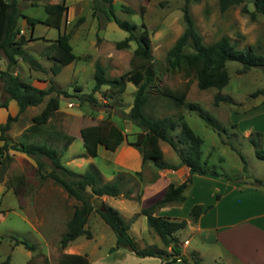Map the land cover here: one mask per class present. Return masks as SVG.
<instances>
[{
  "label": "trees",
  "instance_id": "16d2710c",
  "mask_svg": "<svg viewBox=\"0 0 264 264\" xmlns=\"http://www.w3.org/2000/svg\"><path fill=\"white\" fill-rule=\"evenodd\" d=\"M191 2L192 0H185L182 6L184 30L166 53V59L171 71L182 72L188 78V81L185 89L180 92L173 91L167 87L159 90L165 96L176 101L178 105H185L190 110H196L199 116L220 134L221 127L210 116L205 114L197 103L185 101L190 80H196L197 86L201 90L209 88L220 90L230 80L226 69L228 61L240 62L242 64L240 72L242 73L251 68L264 70V54L258 52L252 45L238 47L227 35H222L211 43H205L190 12ZM243 2L244 0H218L221 11L240 5ZM251 2L254 6V11H250L251 17L255 19L257 13L264 16V0H251ZM125 8L128 12L133 11L129 7ZM44 9L46 17L41 20L24 15L18 0H0V51L3 52L7 61L6 69L0 71V79L3 82V90L7 94L8 99H14L18 103L19 112L24 111L29 106L39 105L46 101L42 111L33 118L35 124H43L59 108L61 96H75L81 102L88 101L98 104L94 93L99 91L102 86H107L109 91L108 93L107 91L102 92V96L114 98L124 92L128 82H132L137 89L134 93L131 109L128 113H123V116L139 128L134 139L129 141V143L139 150L144 165L151 163L158 169H176L180 165H185L189 168L191 175L213 174L238 184L244 182V178L239 177L240 175L220 173L207 165L206 160L203 158V140L187 124L182 115L176 119L173 116L157 118L146 114L145 107L151 93L150 89L153 87L157 77V71L153 65L150 34L144 24L138 26L135 23L120 19L116 15V7L113 0H91V13L93 16H96L98 12L103 13L108 21L115 22L119 28L129 33L123 40L115 43L117 49L129 48L131 42H136L129 70L120 76L110 77L106 74V69L99 62H96L95 83L92 92L88 94L70 93L57 87L53 82L47 89H40L15 75L14 69L19 59L27 62L32 69L46 70L36 58L26 51L25 45L32 37L20 34V18H25L26 22L31 26L37 23H44L59 30L57 38L45 50L46 56L52 61L50 71L53 75L58 74L63 66L78 58L72 50L70 38L75 28L84 22L85 17H78L68 32L60 31L66 18L67 6L65 0L54 4L48 3L44 6ZM243 10L249 12L245 6ZM82 57L92 59L93 55L86 54ZM75 90L81 92L79 87H76ZM262 92V90H257L252 95L256 96ZM221 101L228 102L229 97L219 93L216 94L214 103L217 105ZM5 106H7V99L0 102V107ZM16 119V116H9L5 123L0 124V140L2 141V144H0V178L10 158V150L23 152L35 160L38 172L43 179L53 180L70 197L77 201L67 222V229L59 240L61 248L66 247L69 242L81 235L91 238L92 234L86 228V223L91 212L96 210L116 235V244L112 247V250L119 247H127L140 257H159L164 260V264H170L177 260L180 255L177 233L186 227L187 221L184 219L180 221L170 220L155 215V212L166 204L183 201L185 199L184 192L191 181V176L179 185L170 184L161 199L141 209V212L147 217L148 226L160 237L164 247L160 248L151 245L139 249L127 232L129 223L123 219L118 210L104 203L98 208L94 201L97 198L95 195H121L122 181L126 177L119 175L115 180L105 182L94 166H89L84 173H77L69 169L62 164L59 151L46 144L9 141L6 132ZM232 126L235 127L236 125L233 124ZM178 127L179 132L174 138L171 132ZM255 134L256 136H253V133L249 135L250 141L254 146L255 155L264 160V147L260 144L261 134L258 132ZM82 137L85 148L92 156L97 154V145L99 143L103 144L108 150L114 151L125 139L122 130L112 124L109 119L100 121L96 126L84 128ZM160 140L172 146L180 158L179 164H170L164 161L163 152L159 144ZM239 155L243 161V171L245 172L247 170V162L243 155L240 153ZM45 158L50 161L49 164L44 161ZM253 182L256 185L264 186L263 181L259 178H254ZM128 192H130V189L125 193L126 196L129 195ZM203 210L204 208L201 205H194L190 212L191 221L196 222ZM13 238L16 245L23 244L29 250L35 249V246L26 240ZM168 247H171L170 252L167 250ZM194 262L202 264L198 258H194ZM89 263L88 257L83 254H62L57 262V264ZM26 264L52 263L46 255H43L41 260L32 257Z\"/></svg>",
  "mask_w": 264,
  "mask_h": 264
},
{
  "label": "crops",
  "instance_id": "0c3cea01",
  "mask_svg": "<svg viewBox=\"0 0 264 264\" xmlns=\"http://www.w3.org/2000/svg\"><path fill=\"white\" fill-rule=\"evenodd\" d=\"M113 1L115 4L116 0ZM59 2L55 0L50 4ZM65 3L67 11L63 28L72 25L78 17L84 16L82 13L85 11L91 12V0H73L72 4H67L65 0ZM97 16L101 19L102 13L98 12ZM107 24L111 23L107 22ZM44 25L45 28L50 27ZM79 27L73 32L70 44L73 36H77V33L81 30V27ZM19 28L26 37H32L25 45V49L29 54L28 49L34 42L45 36V39L42 40L48 42L47 46H49L59 33L56 28L55 38H46L47 32L45 29L34 36L36 24L34 26L29 25L25 18H23V23L19 24ZM44 57L47 61L45 63L41 59V62L37 60L46 69L45 71L33 70L30 67L25 68L23 67V60L19 59L14 74L18 75L23 81H25L24 77H28L29 80L25 82L40 89H47L52 82L57 87L62 88V85L55 79L56 77L58 79L61 72L55 75L50 73L52 61L45 53ZM78 58L63 66L62 70L71 68L73 77L85 71L86 68L83 64L78 65ZM89 60L93 66V77L96 62H99L106 69L110 77H117L122 74L108 72L109 68L106 62L102 61L101 55L94 54L93 58ZM110 61L115 62L113 58ZM117 66L115 65V67ZM6 67V58L0 54V71L6 69ZM70 81L74 86L73 88H81L77 80L71 79ZM129 83L132 82L126 84V88L120 96V104L109 103L112 102L113 98L102 96V92L108 90L107 86H102L99 91L94 93L99 104L101 102L109 103V109L107 110L104 108L96 109L91 105L93 110L74 111L71 108L81 107L82 102H74L69 100L68 97V100L66 99L63 104L60 100L59 108L45 123L35 124L33 118L42 111L46 101L39 105L29 106L24 111L19 112L18 103L14 99H8L3 90V82L0 79V102L7 99V106L0 107V124L4 123L9 116H16L17 119L13 121L7 131L8 138L12 142L23 141L25 143L46 144L59 151L62 164L77 173H84L89 166H94L105 182L113 181L119 175L134 179L132 181H122V194L119 196L95 195V197L99 199L100 205L104 203L118 210L123 219L129 223L127 232L137 248L142 249L151 245L164 247L160 237L148 226L147 217L141 212V209L161 199L170 184L179 185L191 176V181L184 192L185 199L181 202L166 204L155 212V215L170 220L180 221L184 219L187 221L186 227L177 233L180 255L176 261L170 264H196L194 258H198L202 264H207V260L210 261L209 264H264V186L254 184L253 179L255 177L244 178V182L238 184L213 174L191 175L189 168L185 165H180L176 169H158L151 163L144 165L139 150L129 143L134 139L139 129H135L134 124L123 116V113H128L131 109L134 93L137 89L136 87L135 90L130 92L132 99L125 100L124 95ZM82 92L84 91L81 88V92L76 91L74 93ZM256 109H260V112L264 110V100L258 104ZM262 115L264 116V113ZM117 118L123 121V128L116 124ZM105 119H109L112 124L120 128L125 135V139L114 151L108 150L103 144L99 143L97 154L92 156L84 146L82 130L96 126ZM253 130H255L254 126L247 127L244 135L249 136ZM261 134V146L264 147V132H261ZM166 143L162 140L159 141L163 159L165 153L171 149L175 152L172 146L170 144L166 145ZM9 154L10 158L0 178V185L10 182L8 188L13 189L21 205L27 211H36L40 207L39 205L46 208L48 204L55 203L58 208L55 219H50L47 212L48 208L39 217L35 216L36 219L38 218L37 224L41 232L46 230L45 233H49L48 235H51V237L54 234L55 238L58 239V235L62 236L65 233L67 222L76 204L73 202L71 207H68L71 197L53 180L41 177L37 164L32 157L13 150H10ZM167 163L179 164L180 160ZM262 181L264 184V180ZM1 189L0 186V191ZM129 189V195L126 196L125 193ZM194 205H201L204 208L196 222L190 219V212ZM60 217L62 224L59 223ZM97 217H100V215L96 210H93L86 223V228L91 231L92 235H95L92 220L94 219L93 222L96 223ZM24 218L25 220L28 219L25 216ZM82 236L85 237L84 235L79 237ZM79 237L62 248L61 255L83 254L88 257L89 264H91L90 255L85 251L87 244L79 241ZM115 244L110 246L109 250L102 255V259H109L108 264H164V260L159 257H140L127 247L112 250ZM167 250L170 252L171 247H168ZM132 253L140 258L138 263H130L133 258ZM205 259L207 260L205 261Z\"/></svg>",
  "mask_w": 264,
  "mask_h": 264
},
{
  "label": "rangeland",
  "instance_id": "374dc122",
  "mask_svg": "<svg viewBox=\"0 0 264 264\" xmlns=\"http://www.w3.org/2000/svg\"><path fill=\"white\" fill-rule=\"evenodd\" d=\"M18 1L24 15L43 20L46 17L44 6L48 3H53L55 0ZM56 1L61 2L63 0ZM66 2L67 4H72L73 0H66ZM184 3L185 0H116L115 2L116 15L120 19L135 23L138 26L144 24L150 34L153 65L157 71V77L153 87L150 89L151 93L145 112L149 116L157 118L173 116L177 119L182 115L193 131L202 138L203 158L209 167L216 169L220 173L240 175L239 177L245 179L255 177L264 180V160L255 155V149L249 136L246 137L244 135L246 128L249 126H254L255 128L252 131L253 136H256V132L260 134L264 132V116L262 115L264 110L260 112V109H256L258 104L264 100L263 69L251 68L242 73L240 72L242 69L240 62L228 61L226 69L230 80L220 90L216 88L201 90L198 88L196 80H190L185 101L197 103L201 110L221 127L220 134L212 129L199 116L196 110H190L185 105H178L176 101L165 96L159 90L167 87L173 91L180 92L185 89L188 81V78L182 72L171 71L166 59L168 49L174 44L176 38L185 27L182 14ZM244 6L249 12L243 10ZM125 7H129L133 11L128 12ZM250 11H254L251 0H244L242 4L230 7L225 11L220 10L218 0H192L190 4V12L195 25L203 36L205 43H211L222 35H227L238 47L252 45L258 52L264 54V16L257 13L256 18L253 19ZM82 14L85 20L79 25L81 30L71 40L75 55L78 57L86 54L101 55L102 61H105L109 68L108 72H114V74L129 70L136 42H131L130 47L126 49H117L115 46L117 41L123 40L129 33L119 28L115 22L106 20L103 13L101 19L97 15L93 16L89 11H85ZM107 22L111 24H107ZM22 23L23 18H20L19 24ZM72 26L73 24L66 28L62 27L60 31L68 32ZM79 26L75 28V31ZM45 29L47 32L46 38H55L57 29L45 28L43 23L36 24L34 36H37ZM42 39H45V36ZM42 39L34 42L28 51L34 58L45 63L47 61L44 53L48 42ZM0 54L4 55L2 51H0ZM111 58L115 62L110 61ZM23 62V67H30L27 62ZM77 63L78 65L83 64L86 68L85 71L73 77L71 68L62 70V67L60 70L61 74L58 79L57 77L55 79L62 85L61 89L70 93L76 92L73 90L75 88L71 84V79L77 80L84 91L82 93H91L95 83L92 62L82 57L78 58ZM115 65L118 66L115 67ZM24 80L28 81L29 79L24 77ZM135 88L134 84H128L124 95L125 100L132 99L130 92L135 90ZM257 90H262L263 92L253 96L252 94ZM106 91L107 93L109 92L108 90ZM218 93L228 96L229 101H221L216 105L214 101L215 95ZM122 94L115 96L112 102L110 101L109 103L120 104V96ZM67 98L62 97L60 99L61 104ZM69 100L80 101L75 96L69 97ZM109 103L93 104L88 101H82L81 107L75 106L71 109L74 111H88L93 110L92 105L96 109L104 108L107 110L109 109ZM116 121V124L123 128V121L118 118ZM233 123L236 124L235 127L232 126ZM134 128L139 129L136 125H134ZM178 132L179 127L172 131L171 135L175 138ZM6 135L8 138V132H6ZM261 139L262 134L260 136V144ZM8 140L11 141L10 138ZM0 144H2L1 140ZM166 145L169 144L166 143ZM239 153L243 155L247 162V170L245 172L243 171V161ZM179 160V156L172 149L165 153L164 161L166 163ZM44 161L47 164L50 163L47 158ZM125 180L132 181L134 179L126 177ZM9 184L10 182L0 185L2 187L0 191V264H26L32 257L41 260L43 255L49 257L52 264H57L62 253V248L59 245L61 235H58L59 237L57 236L58 239H56L54 234L51 237V235H48L49 233H45L46 230L43 231L44 233L41 232L37 224L38 218L36 219V216L39 217L40 214L47 211L46 208H48L47 212L50 219H55L58 214L57 205L55 203L48 204L46 208L43 205H39L40 207L36 211H27L21 205L13 189L8 188ZM73 202L77 204V201L71 197L68 207H71ZM24 216L28 219L25 220ZM93 220L92 226H94L93 232L95 235H92L91 238L84 235L86 238L83 236L79 237V241L87 244L85 251L90 255L91 264H108L109 259H102V255L109 250L110 246L115 244L116 235L102 218L97 217L96 223ZM59 223L62 224L61 217L59 218ZM13 237L26 240L34 245L35 249L29 250L23 244L16 245ZM95 246L97 247L95 248ZM132 255L133 258L130 263H138L140 258L133 253ZM206 262L209 264L210 261L207 260Z\"/></svg>",
  "mask_w": 264,
  "mask_h": 264
},
{
  "label": "water",
  "instance_id": "95a60500",
  "mask_svg": "<svg viewBox=\"0 0 264 264\" xmlns=\"http://www.w3.org/2000/svg\"><path fill=\"white\" fill-rule=\"evenodd\" d=\"M94 201H95L96 207H100V201H99V199H95Z\"/></svg>",
  "mask_w": 264,
  "mask_h": 264
},
{
  "label": "built area",
  "instance_id": "2783aa9c",
  "mask_svg": "<svg viewBox=\"0 0 264 264\" xmlns=\"http://www.w3.org/2000/svg\"><path fill=\"white\" fill-rule=\"evenodd\" d=\"M23 33V31H20V34H22Z\"/></svg>",
  "mask_w": 264,
  "mask_h": 264
}]
</instances>
